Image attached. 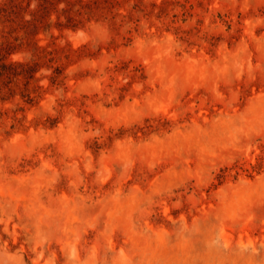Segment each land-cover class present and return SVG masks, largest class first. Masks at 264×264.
<instances>
[{
    "label": "rangeland",
    "instance_id": "374dc122",
    "mask_svg": "<svg viewBox=\"0 0 264 264\" xmlns=\"http://www.w3.org/2000/svg\"><path fill=\"white\" fill-rule=\"evenodd\" d=\"M117 1L0 77V264H264V0Z\"/></svg>",
    "mask_w": 264,
    "mask_h": 264
},
{
    "label": "trees",
    "instance_id": "16d2710c",
    "mask_svg": "<svg viewBox=\"0 0 264 264\" xmlns=\"http://www.w3.org/2000/svg\"><path fill=\"white\" fill-rule=\"evenodd\" d=\"M116 3L117 0H0V77L19 75L21 71L13 69L17 66L29 72L37 65V59L50 60L54 51H64L63 47L51 50L49 44H40V33L50 31L52 26L76 29L94 17L112 13ZM16 52L31 56L12 59L11 54ZM54 72L52 81L56 82L61 71L55 68Z\"/></svg>",
    "mask_w": 264,
    "mask_h": 264
}]
</instances>
